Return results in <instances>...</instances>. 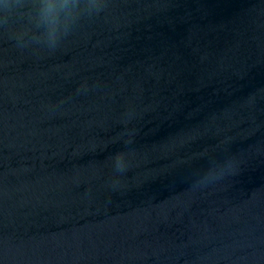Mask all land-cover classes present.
<instances>
[{"label": "water", "instance_id": "1", "mask_svg": "<svg viewBox=\"0 0 264 264\" xmlns=\"http://www.w3.org/2000/svg\"><path fill=\"white\" fill-rule=\"evenodd\" d=\"M0 264H264V0H111L54 54L0 34Z\"/></svg>", "mask_w": 264, "mask_h": 264}, {"label": "clouds", "instance_id": "2", "mask_svg": "<svg viewBox=\"0 0 264 264\" xmlns=\"http://www.w3.org/2000/svg\"><path fill=\"white\" fill-rule=\"evenodd\" d=\"M111 0H0V34L19 52L54 54L85 21L103 15ZM125 123L132 119L127 113ZM129 136L132 133L128 134ZM131 139L124 141L127 148ZM110 187H120V178L130 167L128 151L120 150L110 157ZM239 162L234 156L210 159L207 169L193 175L192 188H204L238 173Z\"/></svg>", "mask_w": 264, "mask_h": 264}]
</instances>
